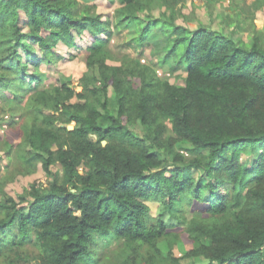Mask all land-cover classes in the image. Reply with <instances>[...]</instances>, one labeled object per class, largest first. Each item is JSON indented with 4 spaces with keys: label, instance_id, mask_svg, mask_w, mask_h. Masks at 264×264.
Wrapping results in <instances>:
<instances>
[{
    "label": "trees",
    "instance_id": "obj_1",
    "mask_svg": "<svg viewBox=\"0 0 264 264\" xmlns=\"http://www.w3.org/2000/svg\"><path fill=\"white\" fill-rule=\"evenodd\" d=\"M119 1L118 21L134 25L139 45L163 37L159 55L185 67L184 85L128 54L109 64L98 36L111 35L109 20L95 4L0 0V98L12 88L21 103L31 92L15 156L51 177L18 198L0 179V264H181L162 239L206 264H264V29L245 42L176 24L184 0H159L169 10L161 19L150 0ZM73 30L92 39L80 50L97 73L83 74L78 91L55 78L32 92L20 48L36 64L51 61L60 40L75 45ZM0 144L13 146L6 136Z\"/></svg>",
    "mask_w": 264,
    "mask_h": 264
},
{
    "label": "rangeland",
    "instance_id": "obj_2",
    "mask_svg": "<svg viewBox=\"0 0 264 264\" xmlns=\"http://www.w3.org/2000/svg\"><path fill=\"white\" fill-rule=\"evenodd\" d=\"M84 4H95L96 12L100 14L101 20H109L111 35L106 36L107 29L98 34L107 38L108 49L110 50V58L107 60L109 64H118L124 54L140 58L139 60L151 64L163 79L169 80L171 83L184 85V77L186 69L183 66L174 68V62L171 58H165L160 54L161 48L165 47L163 37L157 36L149 41L137 44L134 40L136 36L133 24L120 23L116 16L117 8H119V0H79ZM183 15H179L175 19L176 24H181L194 29L200 25L211 28L223 33L229 34L234 32V38L242 41H250L252 32L255 29H264V0H184ZM169 10L159 0H150V8L148 13L153 18L161 19L162 13L167 14ZM147 14V13H146ZM143 16V12L140 14ZM75 45H67L63 41H59L56 45L57 55L51 61H41L34 63V57L26 55L24 50L20 48L22 58L26 61V75L31 78L30 90L47 88L53 84L55 78L63 82L69 83L76 91L81 90V76L83 74L97 73V70H90L86 67L83 59L82 47L91 44L92 39L82 32L77 34L74 30ZM34 48V54L37 57L42 56V52ZM7 94L5 98H0V138L6 136L13 146L6 149L0 144V179L4 178V190L11 196L18 198L19 194L27 190L32 183L45 186L51 179L47 175L42 166L36 163L30 167L29 171L20 165V158L15 156V152L21 150L16 145L21 140V132L18 128V115L24 110L25 102L31 92L25 99L19 103L14 98L12 88L4 90ZM109 94H112L109 89ZM18 120L17 124L13 122ZM133 128L139 135H142L143 129L140 124H135ZM253 150L246 147L242 150V161L249 163L253 159ZM53 171L59 176L61 173L60 166L52 167ZM151 211L156 213L159 204L149 202ZM116 242L108 244L106 253L109 248H115ZM158 246L163 253L168 250L175 257L180 258L181 264H206L207 260L202 257L187 258L185 251L188 245L182 241L172 244L166 243L164 239L158 241ZM99 254L105 249L104 243L98 239L95 246ZM102 258V257H101ZM215 264V263H212Z\"/></svg>",
    "mask_w": 264,
    "mask_h": 264
},
{
    "label": "water",
    "instance_id": "obj_3",
    "mask_svg": "<svg viewBox=\"0 0 264 264\" xmlns=\"http://www.w3.org/2000/svg\"><path fill=\"white\" fill-rule=\"evenodd\" d=\"M67 127H68L69 129H72V128H73V125H72V124H68ZM102 143H105V141L103 140Z\"/></svg>",
    "mask_w": 264,
    "mask_h": 264
}]
</instances>
